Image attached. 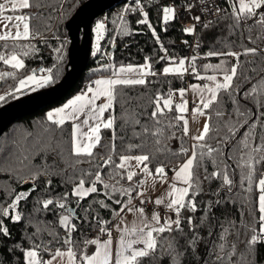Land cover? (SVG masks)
Wrapping results in <instances>:
<instances>
[{
  "label": "trees",
  "instance_id": "trees-1",
  "mask_svg": "<svg viewBox=\"0 0 264 264\" xmlns=\"http://www.w3.org/2000/svg\"><path fill=\"white\" fill-rule=\"evenodd\" d=\"M85 1L37 0L41 7L34 6L21 10L27 14H38L34 20L30 21V28H37L42 36H37L35 39L30 38V43L36 51L29 57H21L25 61L24 69L13 70L10 66L0 62V72H17L16 77L0 79V95L6 97L4 102L18 97V92L15 89L19 87V78L26 77L33 69L39 72L41 68H52L54 83L61 79L68 62L69 38L65 23ZM136 1L122 2L96 18L94 24L98 20L106 21L105 33L100 42L99 51L91 52L86 70L65 97L22 117L1 135L0 210L8 207L20 192H30V194L26 199L19 201L16 208L9 210V217L0 215V219H3L4 225L8 227L10 233L9 236L0 234V264H24L23 253L16 248L17 244L21 248H28L33 242H47L51 239L50 232H55L61 239L65 238L67 229L60 225L59 219L61 215H67L69 209L74 210L75 216L72 223L77 225L76 230L71 233V239L84 251L90 252L95 247L93 245L85 246L84 241L99 236L101 225L97 221H110L112 224L116 222L117 217L113 214V210H119V206L113 202L116 196L113 195V198L109 199L105 195L106 190L102 185H98L97 193L90 194L78 203L77 198L71 194L74 187L73 181L78 180L80 176L79 171H74L72 167H69L74 162V157L71 155L72 124L66 122L62 129L57 128L54 123L47 121V113L75 94L84 91L90 80L98 76L112 74L111 69L101 68V65H114L118 68L120 65L144 64L146 57L149 58L148 62L153 66L152 71L157 75L147 77L149 83L146 87L140 85L123 87L113 102V114L117 118L115 151L117 154H128V144L144 143L145 147L142 150L151 153L155 157V163H166L168 165L166 171L169 175L173 172V167L187 158L183 155L172 154L178 153L183 146L189 149L190 155L193 145L190 134L188 133L186 136L183 134V122L175 123L173 121V118L179 113L174 109L167 116L160 117L164 131L159 138V144L155 142L156 137L153 136H134L133 132H140L141 127L130 122L134 116L140 120L141 124H148L150 128H154L155 125L148 117L153 111L152 101L156 94L160 93L167 98L169 90L173 92L188 87L189 82L184 74L182 76L162 74L163 68L172 65V61L162 60L160 57L168 56L178 61L192 53L190 58L197 57L196 68L200 74H222V72H214L212 69L205 70L203 65H217L223 61L225 66L230 68L237 64L236 58L232 56L209 57L207 53L210 51L241 53L237 69L238 76L248 79L243 82L234 79V84L239 86V92L235 99L239 102L240 111L246 113V116L241 117L236 114L237 105L223 93L218 95L219 105H214L213 109L205 110L211 115L208 122L213 129L209 134L208 143L216 147L217 139L227 138L220 145L223 155L218 160L222 159L229 165L227 172L229 178L233 180L234 186H231V191H229V186L224 185L220 178L205 179V173L201 170V190L195 196L197 209L195 212L182 210V216L190 215L192 217V227L190 228L187 221L182 219L181 228L183 231H174L171 237L175 238L174 247L175 251L180 253L178 257L180 264H205V262L220 264L216 260V254L219 252L218 245L224 243L220 240L224 228H229L230 233L233 230H239V240L248 239L252 235L251 232H248L247 236L245 235L243 223L252 220L250 212L254 213L257 219L259 217L258 180L261 173H264V162L255 165L252 191L249 192L248 181L244 179L241 183L242 169L239 165L242 159L247 158L245 153L248 150L241 151L240 141L252 125H255L252 129L254 144L260 143V137L264 136V123H262L264 121V93H251V88L261 83L264 78V51L248 55L243 53L245 48L264 49V39L259 38L260 30L253 27L249 32L248 27L251 25V21L235 26L234 20L229 14L233 0H223L227 10L224 15L213 22L212 26L208 28L200 26L195 33L191 34L183 31L185 27L177 18H173L167 23L164 22L162 9L171 0H139V6ZM172 1L180 7L183 6L182 0ZM125 7L137 8V11L123 13V18L127 23V32L123 30L124 25L119 18V14ZM144 12L148 13V23H138L145 19ZM113 20H116V23H112ZM152 28L155 29L159 40L153 35ZM194 39L199 47L193 48ZM20 43L27 45L29 41L25 40ZM62 43L64 44L63 58L58 60L60 54L55 50ZM164 49H167V52ZM245 92H248L249 95L245 96ZM4 102H0V105ZM217 108L225 113L224 117H216L215 109ZM105 115L108 116V113L106 112ZM244 119H247V124L238 125L235 137L232 138L229 128L226 127V122L239 120L242 123ZM169 121H173L175 126L167 127ZM46 129L50 130L46 131ZM173 133H175L174 136ZM102 136L104 137L101 142L103 144L105 140L111 139L112 133L102 130ZM94 151L99 154L94 162L96 164L100 163L99 156L108 154L106 149L100 147ZM37 152H39L38 155ZM140 152L141 149L131 150L133 155L140 154ZM25 157L27 159H24ZM210 160L211 158L204 160V167L208 173L217 170L216 165ZM76 167L77 169L91 170L88 163H81ZM99 170L105 182L115 183V180H110L108 176V173L112 171L110 166H101ZM37 171L47 172L48 175L41 174L34 180L32 174ZM247 171L246 167L243 168L244 175L247 174ZM48 180H51V184L47 183ZM85 186L87 187L88 184L86 183ZM65 193H68L65 209L52 205L48 209L43 208L44 200H58ZM189 195L191 196V192ZM119 198L125 199L124 197ZM100 200L105 201L110 205V208H103L96 203ZM17 212L22 214L23 219L14 222L11 216ZM37 225L44 227L45 231L40 236H33ZM233 225H235V229H233ZM255 227L258 233L259 223L255 224ZM164 235L168 236V233ZM194 236L198 237V240L195 245H192L190 241ZM227 240L233 241L236 240V237L229 234ZM60 246L59 244L55 245V247ZM225 251H228L227 245ZM241 253H244L246 258L243 264H248V262L264 264V243H258L255 245V250L249 253L246 245L237 241V254L231 258L232 261L240 260ZM44 258L48 259L49 254H45ZM141 264H173V261L168 255L161 257V252L157 250L154 256L143 258Z\"/></svg>",
  "mask_w": 264,
  "mask_h": 264
},
{
  "label": "snow or ice",
  "instance_id": "snow-or-ice-1",
  "mask_svg": "<svg viewBox=\"0 0 264 264\" xmlns=\"http://www.w3.org/2000/svg\"><path fill=\"white\" fill-rule=\"evenodd\" d=\"M139 6V0H137ZM41 7V4L37 0H0V62L4 65L10 66L13 70H21L25 68V61L21 57H29L36 51L35 47L30 43V38L35 39L37 36H42V33L35 27L30 28V21L36 18L38 14H24L21 10L30 9L31 7ZM137 11L134 7H125L123 12L119 14L121 23L124 25L123 30L127 32V23L123 18L125 12ZM216 13L219 14L224 10L220 7H216ZM20 13V14H17ZM163 20L167 23L174 18L175 9L171 6L164 7L162 9ZM230 16L233 18L235 26H239L241 23H247L251 21V25L248 27V31L251 32L252 28H258L260 30V37L264 39V0H233L230 11ZM148 13L144 12L145 19L138 21L141 24H147ZM196 21H200V16L194 17ZM112 23H116L113 20ZM205 23L204 28H208L209 24ZM149 27H151L149 25ZM106 28V21L101 20L95 24V31L97 36V42L102 38V34ZM153 35L157 40L159 36L156 35L155 29H151ZM186 33H194L195 25L185 27L183 29ZM251 38V37H249ZM28 40L27 45L20 43L21 41ZM199 47V44H197ZM62 43L55 51L59 53L58 60L63 58ZM99 51V47H97ZM167 52V49H164ZM258 51H264V49L258 50L257 48H245L244 55L256 54ZM241 53L228 52L221 53L210 51L207 56H232L237 60V64L226 67L222 61L220 64L203 65L205 70L212 69L222 72V79H218L216 75H209L203 77L199 75V71L196 68V56L191 58H180L178 61L172 57L162 56V60H171L172 65L164 67L162 74H179L183 75L191 70L197 78L204 80L207 79L211 82L204 84L201 87L198 84L190 85L191 92L198 99L196 107L192 109L193 119L199 116L207 117L204 123L202 131L192 137L195 142L192 145L191 154L189 155V149L181 146L178 153L172 155L187 157L178 166L173 167L174 177L170 183L167 192L156 198L154 202L150 201L148 193L155 189L157 183H168V175L166 163H155V157L149 152H144L142 149L145 147L144 143L140 144H128V154H117L115 151V126L116 116L113 114L114 101L117 95L125 86H147L149 81L148 76L157 75L152 71V64L148 62L149 58H145V63L140 65H128L127 67L121 66L116 68L114 65H101V68L107 67L112 70V75L109 77H102L93 81L87 89L68 100L63 106L55 108L47 113V121L54 123L57 128H61L70 122L72 124L71 133V155L74 157V162L69 165L74 171H79L80 176L78 180H74V187L72 189V195L77 198V203L83 200L90 194L97 193L99 191L98 185H102L106 190L105 195L112 199L113 195L116 196L114 203L119 206V210H113V214L117 217L118 222L112 224L110 221H97L101 225L99 232L107 235V239L101 240L98 236L92 240H85L84 245H93L94 249L84 251L79 248L76 243L71 239V233L76 230L77 225L72 223L75 216V212L72 209L68 210L67 215H61L59 219L60 225L64 229H67L65 238L61 239L55 232H50L51 239L47 242L41 241L40 243L33 242L28 248H21L19 244L16 248L20 249L23 253L24 264H141L143 258L154 256L157 250L161 252V257L168 255L172 258L173 264H180L178 257L180 253L175 251L174 237L171 234L174 231L182 232L181 228L182 219L186 220L189 227H192V217L182 216L183 211L195 212L197 209L195 196L201 190L200 189V174L201 170L205 173V179L209 177H218L222 180L223 184L234 186L233 180L229 178L227 168L229 165L226 161L219 159L222 157V151L220 145L225 142L227 138L217 139V146L213 147L208 143L209 134L213 130L210 127L209 120L211 115L205 110L213 109L214 105L220 104L218 95L223 93L229 97V99L237 105L235 113L241 117H245L246 113L241 112L239 109V102L235 99L236 94L239 92L238 84H234V79L243 82L247 80V77L241 78L238 76L237 69L239 67V56ZM186 61H189V66L186 67ZM43 75H39L35 69L31 74L26 77L19 78V88L15 89L16 92L27 90H37L48 86L55 82L52 75V68L39 70ZM16 71L0 72V79L6 77H16ZM189 89L181 88L178 90L180 96V102L174 103V93L169 90L167 98L160 93H157L155 99L152 101L153 111L150 113L148 119H150L155 125L154 128H150L148 124H141L139 119L134 116L131 118L133 125H140V132H133L134 136L144 137L153 136L156 137L155 142L160 143V137L163 135L164 128L161 126L160 117L167 116L174 109L179 115L173 118L175 123L183 122L182 131L186 136L189 133V121L185 117L184 113L188 112L187 107L188 100L185 99V94ZM251 93H264V78L261 83L251 88ZM90 94V95H89ZM245 96L249 93L245 92ZM103 101L97 103V101ZM222 99V97H221ZM6 97L0 95V102H4ZM108 113L105 118V113ZM215 115L218 118L224 117L225 113L217 108L215 109ZM123 118V117H122ZM169 121L167 127H174L175 123ZM247 119L243 122H226V127L229 128V133L232 138L235 137L237 126H243L247 124ZM264 123V121H262ZM252 127L243 135V139L240 141L241 151L244 149L248 151L245 153L246 159H242L240 167L242 169V181L246 179L249 183L248 191H252L253 175L255 173V165L264 162V136L260 137V143L254 144ZM50 130V129H46ZM102 130L110 131L112 137L109 140H105L102 144ZM219 131V129H216ZM175 133H173V136ZM122 139V137H121ZM97 147L107 150V155L99 156L100 163H94L98 157V153L94 150ZM141 149L140 154L133 155L131 150ZM159 151V149H158ZM39 152H37V155ZM211 158L210 162L216 165V171L211 173L207 172L204 167V160ZM24 159H27L25 157ZM118 160V163H117ZM22 162V161H21ZM81 163H88L91 166V170L77 169V165ZM110 166L112 171L108 173L110 180H115V183L105 182L101 175V166ZM247 168V174H243V168ZM47 176L48 173H41L37 171L32 174V178L35 180L39 175ZM119 177V179H116ZM177 181L182 182L184 187H177ZM51 184V180L47 181ZM86 183L88 186L86 187ZM259 197H258V212L259 217L254 213H249L252 217L250 222H244L243 228L245 235L251 232L250 238L245 240H239V230H233L231 233L229 228H224L220 235V240L224 243L218 245L219 252L216 254V260L220 264H243L245 261L244 253L240 254V260L233 262L232 257L237 254V241L246 245L249 253L255 250V245L258 243H264V173L258 180ZM34 190V189H32ZM30 190V191H32ZM191 192V196L189 195ZM30 192H20L17 194L8 206L0 210V215L3 217L10 216V209L17 207L19 201L26 199ZM68 193H65L63 197L58 200L46 199L43 201V208L48 209L50 205L58 206L60 209H65V201ZM124 197L125 199H120ZM135 200H139V205L134 203ZM152 202L156 206H163L169 210V212L175 214V218L171 215L162 217L159 211H153L151 215L146 213L145 204ZM103 208H110V205L105 201H96ZM133 214L137 217L136 220L130 223V226L125 223L126 215ZM14 222H19L23 219L21 213L17 212L14 216H11ZM259 223L260 228L257 233L255 224ZM107 225V227H104ZM235 229V225L232 226ZM116 229L119 235L118 248H114V239L112 236V230ZM45 231V228L37 225L33 236H40ZM168 233V236L164 234ZM0 234L3 236H9V229L4 225L3 219H0ZM211 235V233H209ZM229 234L236 237V240L228 241ZM171 237V238H170ZM198 237L194 236L190 241L192 245H195ZM61 245L55 247V245ZM227 245L228 251H225ZM49 254V258L45 259L44 255ZM227 258V259H225ZM207 264V262H205ZM250 264V262H248Z\"/></svg>",
  "mask_w": 264,
  "mask_h": 264
},
{
  "label": "water",
  "instance_id": "water-1",
  "mask_svg": "<svg viewBox=\"0 0 264 264\" xmlns=\"http://www.w3.org/2000/svg\"><path fill=\"white\" fill-rule=\"evenodd\" d=\"M127 0H86L65 23L68 62L61 79L0 105V137L17 120L65 97L86 70L92 52V28L96 18Z\"/></svg>",
  "mask_w": 264,
  "mask_h": 264
},
{
  "label": "built area",
  "instance_id": "built-area-1",
  "mask_svg": "<svg viewBox=\"0 0 264 264\" xmlns=\"http://www.w3.org/2000/svg\"><path fill=\"white\" fill-rule=\"evenodd\" d=\"M183 6L180 7L178 6L174 1H170L165 7L167 6H171L175 9V14H174V18H177L178 21L184 26V27H188L191 25H195V32L196 29L200 26H203L205 23H209V21H211L212 23L209 24V27L212 26L213 22L219 18L220 16L224 15L226 10H227V6L226 4L223 2V0H182ZM137 4V1H136ZM216 7H220L222 8L224 11L217 14L215 9ZM196 16H200V21H196L194 19V17ZM194 32V33H195ZM197 46V42L194 39L193 41V48ZM192 52V50H191ZM192 53H189L188 56H186L187 58H190ZM185 57V58H186ZM189 66V61H186V67ZM39 75L41 73L37 72ZM184 75L186 76V79L188 81L191 80H195L197 79V76L191 72V70L189 72L184 73ZM200 76L203 77H207L205 76V74H200ZM199 79V78H198ZM202 84H208L209 81L207 79L201 80ZM93 81H95V79H92L88 82V84L86 85V87H88ZM176 99H179V93L178 90H176L175 96ZM196 107V103L193 102L192 100L188 101V109L189 111L184 113L185 117L188 119V121H190V115L192 114V109H194ZM145 206H149V203L147 202L145 204ZM117 235V232L115 231V229L112 230V236ZM99 237L101 240L107 239V235L106 234H99Z\"/></svg>",
  "mask_w": 264,
  "mask_h": 264
},
{
  "label": "crops",
  "instance_id": "crops-1",
  "mask_svg": "<svg viewBox=\"0 0 264 264\" xmlns=\"http://www.w3.org/2000/svg\"><path fill=\"white\" fill-rule=\"evenodd\" d=\"M17 14H20V13H17ZM24 14H27V13H24ZM129 65H130V64H129ZM131 65H134V66H135V65H140V64H131ZM121 66L127 67L128 65H120L119 67H121ZM119 67H118V68H119ZM40 75H43V73H41ZM111 75H112V74H111ZM111 75H108V76H98V77L95 78V80H96V79H99V78H102V77L106 78V77H109V76H111ZM38 89H39V88H38ZM86 89H87V88H86ZM86 89H85V90H86ZM85 90H84V91H85ZM84 91H82V92H84ZM82 92L77 93V94H75L74 96H76V95H78V94H81ZM89 95H90V94H89ZM185 95H187V92H186ZM74 96L70 97L68 100L72 99ZM179 97H180V96H179ZM185 99H186V97H185ZM68 100H66V101H65L64 103H62L61 105H58V106H56V107L50 109L49 111L54 110L55 108H58V107L63 106ZM102 101H103V98H102L101 101H97V103L99 104V103H101ZM179 102H180V100H179L178 102H176V103H179ZM187 107H188V105H187ZM105 118H107L106 115H105ZM193 131H194V126L191 127V132L193 133ZM189 134H190V132H189ZM190 137H192V135H190ZM191 142H192V138H191ZM192 143H195V142H192ZM177 166H178V165H177ZM173 177H174V172H172L171 174L168 175V183H163V184L158 183V186H155V189H154L153 191H150V192L148 193V196L150 197V201L154 202V200H155L156 198H158V197L164 195V194L167 192V190L169 189V186H167V185H169V184L172 182ZM184 186H185V185H184L183 183H181V186H177V187H184ZM152 202H148V203L150 204L149 207L145 206V208H146V213H147L148 215H151V213H152L153 211H159L162 217H166V216H168V215H171L172 217L175 216L174 213L169 212V210L166 209L165 207H163V206H156V205H154V203H152ZM134 203H136L137 205H139V200H136ZM174 218H175V217H174ZM136 219H137V217L134 216L133 214H127V215H126V219H125V223L128 224V225L130 226V223H131L132 221L136 220ZM117 222H118V220H116L115 223H117ZM115 230H116V229H115ZM116 232H117V230H116ZM113 239H114V248H118V246H119V244H118V241H119V235H118V232H117V235L113 236Z\"/></svg>",
  "mask_w": 264,
  "mask_h": 264
},
{
  "label": "rangeland",
  "instance_id": "rangeland-1",
  "mask_svg": "<svg viewBox=\"0 0 264 264\" xmlns=\"http://www.w3.org/2000/svg\"><path fill=\"white\" fill-rule=\"evenodd\" d=\"M174 17H175V16H174ZM98 21H101V20H98ZM98 21H96V23H97ZM96 23H95V24H96ZM95 24L93 25V28H92V32H93V35H92V51H93V53L97 51V47H99L100 42H101V40H102V38H103V36H104V33H105V30H104V32H103V34H102V38L99 40V44H98V42H97V36H96V31H95ZM30 74H31V73H30ZM209 75H216V76L218 77V79H222V74H205V76H209ZM187 81H188V80H187ZM191 81H192V80H191ZM188 82H189V83H188V87L185 88V89H189V90L187 91V95H185V97H186V99H187L188 101H189V100H192L193 102H195V103L197 104V103H198V99H196L195 95L191 92L189 86L192 85V84H198V85H200L201 87H203L204 84H202L201 81H200L198 78L195 79V80H193L192 82H190V81H188ZM208 84H209V86H212L211 82H209ZM19 87H20V86H19ZM19 87H18V88H19ZM31 91H34V90H27V89H25V90H23V91L18 92L17 95H18V97H19V96L24 95V94H26V93H28V92H31ZM173 93H174V96H175L176 90H174ZM174 96H173V101H174V103L178 102V101L181 99L180 97H179V99H176ZM206 119H207V117H205V116H199V117L193 119L192 114L190 115V121H189V132H190V135H192V137L195 136V135H197V134L199 133V131H202L203 126H204V123L206 122ZM192 126H194V131H193V133L191 132V127H192ZM192 137H191V138H192ZM192 142H194V141L192 140ZM181 183H182V182L177 181V186H181ZM156 186H158V183L156 184ZM167 186H170V184L167 185ZM134 202H135V201H134ZM149 206H150V204H149ZM149 206H147V207H149ZM174 217H175V216H173V218H174ZM114 224H115V223H114ZM115 231H116V230H115Z\"/></svg>",
  "mask_w": 264,
  "mask_h": 264
}]
</instances>
